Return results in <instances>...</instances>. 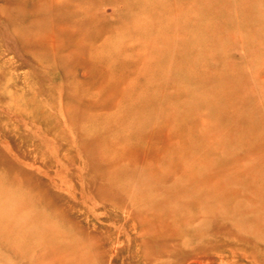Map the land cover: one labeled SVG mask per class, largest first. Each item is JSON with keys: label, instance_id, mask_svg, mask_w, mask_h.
<instances>
[{"label": "rangeland", "instance_id": "374dc122", "mask_svg": "<svg viewBox=\"0 0 264 264\" xmlns=\"http://www.w3.org/2000/svg\"><path fill=\"white\" fill-rule=\"evenodd\" d=\"M263 162L264 0H0V264H264Z\"/></svg>", "mask_w": 264, "mask_h": 264}, {"label": "bare ground", "instance_id": "6f19581e", "mask_svg": "<svg viewBox=\"0 0 264 264\" xmlns=\"http://www.w3.org/2000/svg\"><path fill=\"white\" fill-rule=\"evenodd\" d=\"M96 49H97V48H96ZM250 137H251V136H250ZM263 163H264V162H263ZM257 170H260L261 172L264 171V170H262L261 167L257 168ZM260 171H259V172H260ZM0 190H1V189H0ZM0 194H1V193H0ZM9 196H10V195H9ZM17 200H18V199H17ZM5 201H7V199H6ZM4 203H5V202H4ZM15 205H16V204H15ZM11 209H12V208H11ZM26 214H27V213H26ZM9 217H10V216H9ZM11 218H12V216H11ZM9 220H10V219H9ZM21 221H23V220H21ZM25 221H26V220H25ZM4 223H6V221H5ZM16 223H17V222H16ZM22 223H23V222H22ZM6 225H7V224H6ZM6 225H5V226H6ZM3 227H4V225H3ZM10 230H11V229H10ZM0 231H1V230H0ZM70 264H71V263H70Z\"/></svg>", "mask_w": 264, "mask_h": 264}]
</instances>
